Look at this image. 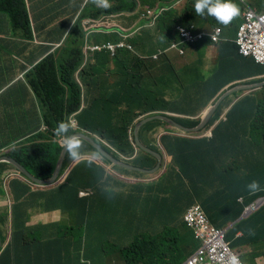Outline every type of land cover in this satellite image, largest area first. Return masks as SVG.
Here are the masks:
<instances>
[{
  "label": "clouds",
  "instance_id": "obj_1",
  "mask_svg": "<svg viewBox=\"0 0 264 264\" xmlns=\"http://www.w3.org/2000/svg\"><path fill=\"white\" fill-rule=\"evenodd\" d=\"M30 1L32 0H25L24 3L31 29L36 32L33 28ZM37 1L39 17L53 15L51 16L53 26L45 27V23L42 36L37 37L36 44H29V47L38 54L40 62L49 54L60 50L66 42L69 43V46L60 56L61 60L73 57L75 52H78L80 45L83 49L84 62L89 53L103 50L111 52L113 57L118 56L119 60L113 73L112 82L107 80L106 86L102 87V90L96 89L90 80L79 76L80 74L75 75L78 88L69 90L66 101L70 108L75 109L78 100V108L70 112L69 118L54 123L52 127L43 121L41 129L34 133V137L37 138L35 142L43 141L62 145L63 149L56 167L65 148L67 150L61 173L55 183L38 184L13 164L6 161L0 162V165H11L10 168L4 166L0 168L2 171L0 174V235L2 242L0 250L9 244L12 236L14 212L7 182L10 177H19L20 180L28 182L34 188L45 190L49 195L51 190L58 185H65L74 168L84 163L83 170L97 169L105 174V178L100 184L104 183L100 187L103 186L106 192H115L111 194L117 198L108 196V202L113 208L116 204L115 218L116 215L122 216L125 211L118 202L120 196L140 193L141 187L148 189L145 192L146 196L152 194L153 178L146 176L147 174L156 175L163 167L165 153H167L166 147L161 144L163 137L181 139L189 133L204 132L207 138L217 141L218 135L223 136L228 132V128H233L230 115L238 104L253 95V90L259 92L264 88V24L257 33V43L254 45L251 42L254 37L250 35L247 20L249 14H252L254 20H262L264 0L261 2V8H258L253 0H158L156 4L153 1L148 4L149 0H145V2L143 0H83L78 14L69 19H62L61 14L55 16V4L58 0L56 2ZM92 4L96 6L95 12H92ZM48 6H51L52 9H48ZM2 20L4 21L3 27L11 24H9V20L7 22L4 14H2ZM66 20L73 21L72 27L77 23L80 25L84 33L82 41L81 39L78 43L73 41L74 37L79 36L76 26L72 30L68 29L63 37H59L63 33L62 23ZM122 27L126 29L124 30ZM100 29L103 30L102 33L109 36V40L103 44L92 46L89 40L92 37V40L95 41L94 36L96 35L92 33H99ZM51 35H56V39L48 40ZM154 39L159 41V45H151V41ZM18 40L21 42L20 44L17 43ZM29 41L33 42V40ZM27 44L28 42L19 35L12 36V28L9 32L0 33V57L4 58L0 60V65H3L0 68V76H8L7 83L0 87V95L27 73V69L22 70L25 58L22 51ZM48 48L50 49L48 50ZM69 49L72 51L66 57ZM125 52H129L131 56L122 61ZM246 70H256V73L252 76L241 77V74ZM242 80L245 82L241 83ZM240 91H246V95L243 97L234 96ZM75 92L77 93L76 97L74 96ZM234 97L235 100H233ZM175 102L181 104L180 111H173V107H170V104ZM0 104L5 105L3 100H0ZM165 106L168 107L165 108ZM4 107H0V118L2 119L4 118L2 116ZM80 117H84L87 123L83 122ZM167 120H173L176 124ZM157 124L168 125L166 135L162 137L161 143L159 142L160 146H158L159 149H163L164 155L143 140V134L151 132L153 130L151 127ZM49 132L54 134L55 138L49 137L47 135L50 134ZM41 134L44 135L41 137ZM158 136L160 133L156 138ZM138 139L145 147L161 156L160 167H158L159 158L140 147ZM234 140L236 144L234 172L240 171L242 175H245L246 168L254 171L253 179L247 188L253 193H259L260 184L264 186L263 147L260 142L251 139L250 136L240 139L237 134H234ZM239 142H245L247 147L239 148ZM13 146L14 144L2 149L0 160H3L4 157H11L7 153L12 151ZM140 150L156 158L154 160L149 156L151 160L157 162L155 168L149 170L138 164L137 161H140L141 156ZM106 153L118 162L134 168H141L146 172L121 166L109 159ZM168 161H172V163L174 161L175 165V157L174 160L171 157ZM164 163L167 165L166 161ZM220 166L224 169L226 164L220 163ZM170 169L172 168L168 167L167 172ZM117 170H123L129 177L124 178L122 186L109 183V176L111 174L117 176ZM52 177L45 181L51 180ZM129 185H135V189L127 190ZM159 186H161L162 192L170 195V201L174 200L173 191L169 189L164 179ZM97 191L96 188L80 189L78 196L80 199L93 198ZM55 200L57 205H60L65 213L70 215V219H64V216L57 215V211L54 212L57 222L66 225L62 253L55 264L64 262L70 264H126L120 254L122 251L118 249H101L93 254L96 260L89 258L86 247L90 244V232L99 231L94 236L98 240L96 242L98 244H102L105 240L117 243L115 241L117 239L113 238L110 233L119 232L120 236L125 239V236L135 233L132 229L134 228L139 229L140 233L150 234L152 237L160 232L166 224H177L170 216L169 220L165 221V215L162 212L151 211L149 209L150 202L144 211L138 209V212L135 207L133 210L136 211V214L126 223L124 222L123 226L121 222H116L117 227H115L112 219L109 222L104 221L108 209H101L99 206L93 205L92 210L81 214L72 207L75 202L73 197L55 196ZM27 201V207H32L28 209L31 214V223L46 219L47 214L42 207V204L46 203V197H42L36 202L30 199ZM32 202L36 203V206H32ZM243 202V199L239 200V203ZM195 206H201L207 217V223L200 228L190 225L187 220V216ZM263 206L264 197H261L245 208L237 222H230L229 226L225 228L218 227L213 222L204 203L190 205L184 213L182 221L186 225H184L185 227L192 230L194 240L200 241L202 244L195 252L188 254L181 264H186L204 246L205 238H199L198 233L206 231L209 227L223 231L224 242L219 247L221 248L223 244L227 245L239 262L244 264L238 252L233 248L231 233L238 229L239 224L247 221L261 210ZM34 211L41 213L38 214L41 217L34 216ZM174 211L175 206L173 213ZM101 230L108 232V237L105 238V233ZM256 231L258 230L252 231L256 238V241H253L254 245L260 244L264 240L259 238L263 237L261 232L257 233ZM16 259L17 251L16 254H13L12 259L7 257L0 264H15ZM144 261H135L133 258V264H144ZM206 261L210 264L209 257L206 258ZM233 264H237L235 258H233Z\"/></svg>",
  "mask_w": 264,
  "mask_h": 264
},
{
  "label": "trees",
  "instance_id": "obj_2",
  "mask_svg": "<svg viewBox=\"0 0 264 264\" xmlns=\"http://www.w3.org/2000/svg\"><path fill=\"white\" fill-rule=\"evenodd\" d=\"M24 1L0 0V29L2 30L4 26V21L2 20V14H4L7 22L9 20V24L11 23L12 36L19 35L24 41L28 42L26 48L22 51V55L25 57L22 70L27 69V73L0 95V100H3L5 103V107L2 109V113L4 114L2 116L4 118H0V156L2 149L14 144L12 151L7 154L23 164L33 175L40 179L48 180L55 172L56 164L63 147L57 143L35 142L37 138L34 137V133L41 129L43 121L52 127L54 123L65 120L67 117L69 118L70 112L78 108V100L75 109L70 108L66 101L69 90H76L78 88L75 75L80 74L79 76L90 80L96 89L102 90V87L106 86L107 80L112 82L119 57H113L111 52L103 50L89 53L84 62L83 49L80 45L78 52H75L73 57L61 60L60 56L63 54L64 49H67L69 46V43L66 42L60 50L49 54L40 62L38 54L29 47V44H36L35 41H37L38 35L31 29ZM69 1V7L73 8L72 16H75L78 14L83 0ZM95 11L96 6L92 4V12ZM60 14L56 13L55 16ZM72 23L73 21L71 20H66L62 23L63 33L59 37H63L68 29L72 30L76 26L79 36L74 37L73 41L74 43H78L80 39L81 41L83 40L84 33L78 23L73 27ZM1 30L0 33H3V30ZM98 31L101 33H92L96 34L94 36L95 41L91 44L92 46L103 44L109 40V36L102 33L103 30L100 29ZM54 39H56V35H51L48 40ZM29 40H33V42ZM123 55L122 61L131 56L129 52H125ZM258 70L260 69L258 68ZM255 73L256 70L245 71L241 74V77L252 76ZM11 88L14 89L13 99L10 96H4L6 91H10ZM74 96H77L76 92ZM170 105V107H173V111L181 110V104L178 102ZM167 107L165 106V108ZM245 108H247L246 117L242 114ZM80 119L87 123L84 117H80ZM230 119L233 128H228V133L237 134L240 139L250 136L251 139L260 142L264 150V88L260 89L259 92H254L253 95L238 104L231 113ZM244 124L247 126L246 130L243 129ZM15 134L16 136L13 139ZM43 135L41 134V137ZM47 135L49 137L55 136L52 133ZM220 137L221 135H218V138ZM214 142L217 143V141ZM165 147L167 153L175 157L176 166L182 167L183 171L192 169L188 159L183 158L181 162L180 156L184 150H180L176 145L171 148H168L166 145ZM238 147L243 149L247 146L245 142H239ZM150 157L156 160L155 157ZM140 165L143 166L141 163ZM2 166L5 168L11 167L9 164H1L0 168ZM83 169L84 163L74 168L67 183L65 185H58L51 190L49 195L45 190L34 188L28 182L20 180L19 177H10L7 180L13 203L14 216L11 228V240L5 248L0 250V263L4 262L7 257L12 259L16 251L17 259L15 264L56 263L62 253L61 248L64 244L66 225L57 222L54 212L57 211V215L64 216V219H70V215L66 214L60 205H57L55 196L73 197L75 202L72 204V207L76 211L81 212V214L92 210L93 205L99 206L101 209H108L109 207L111 210L110 215L106 211L104 221L109 222L112 219L115 227H117L116 222H121L123 226L124 222L126 223L128 219L132 218L138 209L144 211L147 204L152 200V194L145 195V192L148 191L145 187L139 189L140 193H132L130 196L122 195L118 198V202L126 215H116L115 218L112 214L113 206L108 202V196L114 198H117V196L111 194L115 192H106L103 186L100 187L104 183L100 184L105 178V174L97 169ZM1 173L2 171H0ZM229 175L227 176L231 179L229 181L230 185L233 183V187L228 188L229 190L227 189L229 196L223 199L220 197L223 193L217 191V196L204 202V206L211 219L218 227L226 228L230 222H237L238 215L240 214L241 217L246 207L251 205L255 200L264 197V186L262 184H260L259 193H253L247 188V185L253 179L254 171L246 168L245 175H242L240 171L230 173ZM84 188H96L98 190L96 196L89 199H80L78 192ZM169 189L172 190L170 187ZM42 197H46V203L42 204L47 214L46 219L40 221L39 224L28 225L31 220V214L27 207V200L30 199L36 202ZM240 199H243L244 202L239 203ZM135 207L137 208L136 211L133 210ZM173 207L170 208L171 219H173ZM92 225L95 228L94 224ZM184 225L182 220L179 224H166L160 232L152 237L150 234L140 233L139 229L132 228L135 233L125 236V239L122 236H117V240H115L117 243H110L105 240L102 244H95L91 240L96 238L89 237L90 244L86 247L87 256L96 260L93 256L94 252L101 249H118L122 251L120 254L126 264H133V258L135 261L145 260L144 264H181L186 259L191 248L197 245V241L194 238H190L185 229L186 225ZM241 226L243 228L245 226V230L249 231L258 230L256 232H261L263 236L259 238L264 239V206L250 219L239 224L238 227ZM236 233L235 230L231 234L235 235ZM106 242L108 243L105 244ZM62 264L70 263L64 262Z\"/></svg>",
  "mask_w": 264,
  "mask_h": 264
},
{
  "label": "crops",
  "instance_id": "obj_3",
  "mask_svg": "<svg viewBox=\"0 0 264 264\" xmlns=\"http://www.w3.org/2000/svg\"><path fill=\"white\" fill-rule=\"evenodd\" d=\"M152 1L154 4H156L158 0H149L148 4H150ZM253 1L258 5V8H261L262 0ZM143 2H145V0H143ZM69 4V0H58L55 4L56 9L54 12L61 13L62 19H69L72 16L73 12V9L69 7ZM17 43L20 44L21 42L18 40ZM151 45H159V41L157 39H154L153 41H151ZM3 59V57H0V60ZM1 67H3V65H0V68ZM244 82V80L241 81V83ZM253 92H255V90H253ZM245 93L246 91H240L234 96L238 95L239 97H243L244 95H246ZM233 100H235V97L233 98ZM4 106L5 105L0 104V107ZM242 114L245 117L247 116V108L242 111ZM151 129H153L151 132L143 134V140L149 146L159 150L164 155L163 149L160 148V150L158 146H160L159 142L161 143L162 137L166 135L168 125L157 124L152 126ZM243 129L246 130L245 124L243 126ZM159 133L160 136L156 138ZM153 134H155L154 137ZM204 134V132H194L186 134L181 139H169L167 136L163 137L162 139L161 144H165L168 148L176 145L180 150H184L183 154L180 156L181 162L183 158H186L192 166V169H188L185 171H183L182 167L177 166L174 170L170 169L167 172L168 167L164 162L166 161L167 163V161L170 160L171 157L172 160H174V157L170 156L168 153H165L166 158L163 162L162 169L158 171L156 175L147 174L146 176L152 177L154 182L151 190L152 200L149 203V209L155 213L162 212L165 215V221L169 220L170 208L172 206H175V211L172 216L173 220L177 224H179L184 213L187 211L190 205L199 202L204 203L212 199V197L217 196V191H221V193H223L220 196L223 199H226L229 196L228 190L233 187V183L230 185L229 181L231 179H229L227 175L234 172V153L236 152L234 134L226 132L217 140L216 144L214 140L207 138ZM131 150L133 149L131 148ZM176 154L178 156L177 152ZM147 159L148 160L146 163L141 162V160H138L137 162L138 164L141 163L144 168L152 170V168H155L156 162L151 160L149 157ZM220 163H225L226 167L222 169ZM208 167H211V169H208ZM117 173L119 176H114L113 174L109 176V183L115 186H122L124 178H129L128 174L123 170H117ZM201 175H209L211 177V187L207 193H204L205 188L201 186ZM229 176L231 177V175ZM162 179H164L168 186L172 189L174 200L169 201L170 195L162 192V188L159 187ZM218 180L224 181L229 189L226 191L225 188H223L222 190H215L213 192L212 187L214 184L218 183ZM134 189L135 185L127 186V190ZM31 205L36 206V203L32 202ZM28 208L31 209L32 207ZM108 211H111L109 207ZM115 212L116 204L112 210V214L114 215ZM33 214L34 216H36L41 213H39L38 211H34ZM239 219L240 214L238 215V220ZM236 232L237 233L235 235L231 234V241L234 244L233 248L240 255L242 262L244 264H264V240H262V243L254 245L253 241H256L255 234L252 231L244 230L243 226L238 227V229H236ZM110 235L116 239L117 236H120V233L114 232L110 233ZM97 241L98 240L96 239L95 241H93V243H96ZM201 244L202 242L197 241V245L191 248V251H189L188 254L195 252L201 246ZM241 251H243V253H241Z\"/></svg>",
  "mask_w": 264,
  "mask_h": 264
},
{
  "label": "built area",
  "instance_id": "obj_4",
  "mask_svg": "<svg viewBox=\"0 0 264 264\" xmlns=\"http://www.w3.org/2000/svg\"><path fill=\"white\" fill-rule=\"evenodd\" d=\"M247 20L250 35L254 37L251 42L256 45L257 33L264 24V16H262V20H254L252 18V14H249ZM187 220L190 225L196 228H200L207 223V217L201 206L193 207L190 214L187 216ZM209 233L210 236H208ZM198 237L205 238V244L196 252L195 255H193V257L188 260L186 264H208L206 261L207 257L210 259V264H233V258L236 259L237 264H241L227 245L225 246L223 244L221 248L219 247L224 242L223 231L209 227L206 231L198 233Z\"/></svg>",
  "mask_w": 264,
  "mask_h": 264
},
{
  "label": "rangeland",
  "instance_id": "obj_5",
  "mask_svg": "<svg viewBox=\"0 0 264 264\" xmlns=\"http://www.w3.org/2000/svg\"><path fill=\"white\" fill-rule=\"evenodd\" d=\"M57 0H50V2H56ZM37 3L38 1L37 0H32L30 1V6L32 7V20H33V28L35 29L36 31V34L38 35L37 37L39 36H42V33H43V27H44V24L46 23L45 27H52L53 24H52V17L50 15H47L45 17H39L38 15V9H37ZM48 9H52L51 6H48L47 7ZM124 30L126 28L122 27ZM2 30L3 32H9L11 30V24L6 26V27H2ZM134 31V30H132ZM127 32V31H126ZM93 40H92V37L90 38L89 40V43L92 44ZM72 49H69L66 53V57H68L71 53ZM8 81V76H0V87L4 86ZM14 94V89L11 88L10 91H6V93L4 94L5 97H8L10 96L11 99L12 98V95ZM257 128V127H256ZM103 132V130H102ZM141 152V156H140V160L141 162L143 163H146L147 162V158L150 156V154L140 150ZM168 167L169 168H172L173 170L175 169V165L172 163V161H168L167 163ZM220 167V166H218ZM208 169H211V167H208ZM200 183H201V186H203L205 188V191L204 193H207L209 190H210V187H211V177L209 175H201L200 176ZM223 188H225V190L227 191L228 187H227V184L222 181V180H218V183L217 184H214L213 187H212V191L214 192L215 190H222ZM39 217H41V215H38ZM40 221L37 222H33L31 223L30 222V225L32 224H39ZM186 229V232L188 233V235L190 236V238H193V232L192 230L189 228V227H185ZM103 231V230H101ZM99 231L97 230H94V231H91L90 232V237H94L96 234H98ZM104 232V231H103ZM105 233V238L108 237L107 234L108 232H104ZM241 253H243V251H241Z\"/></svg>",
  "mask_w": 264,
  "mask_h": 264
},
{
  "label": "water",
  "instance_id": "obj_6",
  "mask_svg": "<svg viewBox=\"0 0 264 264\" xmlns=\"http://www.w3.org/2000/svg\"><path fill=\"white\" fill-rule=\"evenodd\" d=\"M166 119V118H165ZM168 122H170V123H172V124H176L173 120H167ZM138 143H139V146L140 147H142L144 150H146V151H149L150 153H152L153 155H155L157 158H159V165H158V167H160V165H161V162H162V158H161V156L158 154V153H156V152H154V151H152V150H150V149H148L147 147H145L141 142H140V140L138 139ZM66 154H67V150H66V148H65V150H64V152H63V154H62V156H61V159H60V161H59V164L57 165V167H56V171H55V173H54V176L52 177V179L51 180H49V181H45V180H42V179H38V178H36L32 173H30L22 164H20L18 161H16L14 158H11V157H4V159L3 160H0V162H4V161H6V162H8V163H11V164H13L15 167H17L18 169H20L26 176H28L31 180H33L34 182H37L38 184H43V185H49V184H53V183H55L56 182V180H57V178H58V176L60 175V173H61V170H62V167H63V163H64V160H65V157H66ZM106 155H107V157L109 158V159H111L112 161H114L115 163H117V164H119V165H121V166H124V167H126V168H130V169H134V170H138V171H141V172H146V170H143V169H141V168H134V167H131V166H128V165H126V164H124V163H122V162H118V160H115L114 158H112V157H110V156H108V154L106 153ZM1 245H2V242H1V235H0V247H1Z\"/></svg>",
  "mask_w": 264,
  "mask_h": 264
},
{
  "label": "bare ground",
  "instance_id": "obj_7",
  "mask_svg": "<svg viewBox=\"0 0 264 264\" xmlns=\"http://www.w3.org/2000/svg\"><path fill=\"white\" fill-rule=\"evenodd\" d=\"M1 30V29H0ZM2 31V30H1ZM256 91V90H255ZM260 94V93H259Z\"/></svg>",
  "mask_w": 264,
  "mask_h": 264
}]
</instances>
